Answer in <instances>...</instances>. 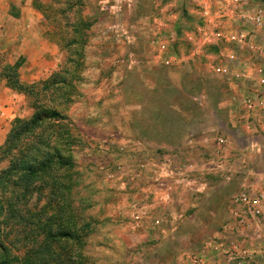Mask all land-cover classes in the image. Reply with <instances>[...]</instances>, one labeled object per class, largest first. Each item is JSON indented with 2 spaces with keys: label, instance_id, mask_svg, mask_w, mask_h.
<instances>
[{
  "label": "rangeland",
  "instance_id": "rangeland-1",
  "mask_svg": "<svg viewBox=\"0 0 264 264\" xmlns=\"http://www.w3.org/2000/svg\"><path fill=\"white\" fill-rule=\"evenodd\" d=\"M165 1L164 11L152 21L160 29L150 36L166 40L170 53L183 56L185 59L177 68L189 74L182 82L187 92L171 84L168 89L169 82H162L161 87L169 93L163 99L156 94V80L150 78L152 84L145 86V82L139 80L141 74L137 69L126 77L128 96L107 98L97 91L110 85L104 82L111 78V69L109 64H102L106 62L103 57L112 54V57L120 58L125 54L124 49H115V43L121 41H114L118 36L112 37L114 29L121 31L118 24L121 27L131 24L133 28L144 25L147 18L137 17L135 11L143 10L144 5L152 3L151 0L143 3L137 0L33 1L44 12L42 25L46 34L50 33L47 37L58 42L59 61L43 79L23 82L33 87V95L25 94L24 110L27 115L19 118H28L32 112L40 109L53 110L58 114L51 120L45 119L35 129L37 153L34 151V157H40L49 147L53 158L58 160L60 156L70 162V165L61 166L59 160L56 161L50 174L56 178L54 187L64 189L67 200L77 212L79 210L77 226L84 221L89 222L76 250L83 260L86 258L87 264H199V259H205L207 263L217 258L220 259L219 263L224 264L223 256L214 255L208 247V242L218 237L223 238V243L224 238H228L241 247L259 245L264 248V221L257 223L244 207L233 206L230 202L231 196L240 192L245 184L264 185V151L245 150L246 153L241 155L240 150L235 149L237 145L230 143L233 142L230 133L238 134L234 127L238 126L236 118L242 114L241 98L252 101L264 98V79L258 78L254 69L261 62L264 66V57L250 53L246 47L214 39L213 30L241 28L244 24L238 15V6L230 0ZM204 4L207 13H199L200 6ZM257 4L264 5V0H250V4L241 10L250 12ZM0 24L1 29L7 22L1 18ZM186 33L191 34V40L187 39ZM136 36L131 37L132 50L137 63L142 65L147 60V26L139 28ZM228 52L234 58H228ZM6 62L9 63L8 53L0 49V82L3 81L2 72ZM164 64L156 62L150 71L155 67L167 66ZM121 66L128 69L123 63ZM248 66L253 71L250 78L233 79L230 72L237 69L242 71ZM136 67L139 68V65ZM170 72L166 69L161 78L168 80L170 76L171 81H176L178 74L175 70ZM112 73L110 76L113 79L115 75ZM35 96L36 100H33ZM166 102H174L187 111L193 109L192 118H189L192 114L186 115L187 124L191 122V125L185 133H193L197 140L208 139L205 144L193 148L191 153L201 164L205 178L200 190H196L199 182L181 180L171 185L172 199L155 217L151 212L152 207L147 210L143 201L138 207L127 202L134 196L130 186L142 187L147 184V173L152 165H145L147 162L142 160L144 154L155 156L157 160L172 150L169 144L150 142L143 145L138 142L149 131L147 115L155 116L154 109L147 110V107ZM124 108L131 112V121L136 123L134 130L120 129L115 125L119 121V109ZM260 113L257 110L251 115L257 118ZM81 120L86 126L82 125ZM168 120L163 124L176 126ZM225 122H228V126ZM12 124L13 120L9 123L8 132ZM162 131L168 133L166 128ZM176 131V128L171 129L168 136L175 140L173 134ZM121 136L131 139L128 145L121 141ZM219 137L224 138V143H218ZM237 142L242 147L246 140L238 137ZM155 163L162 166L159 161ZM6 164V158L0 157V169ZM145 167L147 169L143 171ZM138 169L144 172L143 175L137 174ZM258 170L262 171V177L257 175ZM180 204L183 210L176 211ZM233 210L244 218L243 223L238 224ZM180 213L183 218L179 216ZM136 215H139L142 224L140 222L141 225L133 228ZM147 222L154 237H147V232L142 233ZM20 227L18 235L22 236L26 233V227ZM10 237L6 242H10ZM39 238L35 235L33 240L39 241ZM28 239L26 236L18 239L15 246L10 244V255L24 258L25 250L32 244Z\"/></svg>",
  "mask_w": 264,
  "mask_h": 264
},
{
  "label": "crops",
  "instance_id": "crops-1",
  "mask_svg": "<svg viewBox=\"0 0 264 264\" xmlns=\"http://www.w3.org/2000/svg\"><path fill=\"white\" fill-rule=\"evenodd\" d=\"M33 1L36 0H0V19L3 18V21L7 22V25H3V27L0 29V49L1 51H7L9 63L16 65L18 78L21 82H24L25 80L27 82H33L36 80L38 81L39 79H43L48 74V72L56 67L59 61L58 42L56 41V39L54 40L47 37V34L42 25L44 12L40 7H37L35 2ZM68 1H71L73 3V0ZM137 1H142V3L147 2V0ZM151 2L152 3L147 4V6L144 5L143 10L140 9L139 11H135V15L137 17L144 19L147 18V22H145L144 25H142L141 27L137 26L139 28L147 26V39L145 38L147 40V56L145 59L147 60L142 62V65H140L138 64L139 62L137 63V60L133 54L131 37H137L136 34L138 33L139 28H133V25L131 24L129 26H125L123 24V27H121L122 25L118 24V27L121 31L114 29L115 34L112 37H115L116 35L118 36H116V39H112H115V42L121 41V43L114 42L116 44L115 49H124L125 54H123V56L120 58H114L112 57V54H106V56L103 57L104 59H106V62H102V64H109V70L111 69L109 72L111 73L113 71L115 75L112 79V76H110L111 74L109 73V77L111 78L104 81L107 84H110L109 87H105L107 90H104L105 88L97 89V91L101 92L104 97L111 98L116 96H128L129 93H127L128 89H126L127 84L125 82L126 77L128 73L136 71V69L137 71H140L141 77L139 78V80L144 81L145 86H149V84H152L150 78H154L156 80L154 86L158 90V92H155L157 96H159V99L167 97V89L161 87V84L164 81L169 82V84L167 85L168 89H170L171 84L175 88H184L183 92H187V89L182 85L184 84L182 82H185V76H187V74L189 73H184L177 68L179 67V64L181 65V62L185 58L174 52L170 53L166 40H160L158 37L150 36L151 33L155 34L160 29V27L156 26L154 23H152V21L153 19H156L158 15H161V12L164 11L163 4H165V2L167 1L151 0ZM73 5L74 7H76L75 3ZM206 8L207 7L205 4L203 6H200L199 13L207 10ZM110 15L114 16V14H112L111 12ZM177 15L178 12L176 11L175 16ZM162 44L164 45L162 46ZM165 58L169 60V63L164 64L167 66H160V68L155 67L150 71L151 66H156V62L159 65L161 64V62L163 64V59ZM121 63L126 65L128 69L123 68L121 66ZM137 65H139V68L136 67ZM166 69H169L171 71L170 73H173V70H175V73L180 75L181 77L177 75L176 81H171L172 78H170V76L168 80H164L163 78H161V74L166 72ZM118 75L120 76V80L117 78ZM177 85H181V87H178ZM153 89L154 88H152V90ZM194 98L196 99L198 97ZM25 104V93L9 85L6 82V78L3 77V81L0 82V144L5 141L9 123L15 117H23L27 115L26 110H24ZM151 108L154 109L155 112L153 114L155 116L153 117L152 115H147V118L149 120V123L147 124V130L149 131L147 132V135L145 133V136L140 138L142 141L140 140L138 142L139 144H147L150 142L161 145L169 144L171 146L168 147L170 149L172 148V150L170 152H166L163 158H158L157 160H155V156L144 154L142 160L144 162H147V164L145 163V165L153 166H150L151 171L147 173V184H143L142 187H134V185H132V187L130 186V192L134 191V193L132 194L134 196L132 197L131 201L127 202L126 197H123V200L126 201L129 205L131 204L135 207L140 206V203L143 201L144 205L147 206V210L151 209L152 207L151 212L155 217H157L160 211L163 210L162 208L165 206V204L169 203V201L172 199V193L170 190L171 185L173 186L174 184H177V182L185 180L188 181V183L199 182L200 185H198L199 187L196 190H200V186H203L205 177L203 176V172H201V164H199L196 158L192 157L191 153L194 150L193 148L200 146L199 144H205L208 139L204 138L201 140H197V137H195L193 133H185V130H187L191 125V122L190 124H187L186 115L190 113L192 115L189 116V118H192L194 112L193 109L187 111L181 106H177V104H175L174 102H166L163 105L158 104L157 106L155 105L152 107H147V110ZM196 108L198 109V105L196 106ZM197 109L195 110L197 111ZM137 110L139 111L140 107ZM241 110L242 114L236 118L238 126H233L234 130H236L238 134L230 133V138L233 140V142L230 141V143L237 145L235 149H237V151L240 150L241 155L246 153V151L249 152V150L254 149L257 152L264 151V132H262L263 134H261V130H264V116L262 115L264 113V108L247 110L242 105ZM257 110L261 111L260 115L257 118H253L251 113L254 111L256 112ZM130 113L131 112L126 110L125 108L119 109V121L117 120L115 125L120 129L134 130V128H136V123L131 121ZM165 115H167V117H165ZM168 118L172 123L176 125L175 127L163 124L164 122L169 121ZM81 121L82 125H85L84 121ZM225 123L228 126V122ZM164 128H166V132L168 131V133H163L162 130ZM173 128L177 129V131L173 134L176 136L175 140L171 136H168L170 135V130ZM229 129L231 130V128ZM238 137H243L246 140L242 147L238 145ZM259 137L260 139H258ZM220 139H222V141H220ZM121 141L128 145L131 139L126 136H121ZM218 143H224V138L219 137ZM157 148H159V146H157ZM155 161L161 162L162 166L157 165ZM156 165L157 167L161 168V170H159ZM146 169L147 167H145L143 171H145ZM143 171L138 169L137 174L143 175ZM132 172H135V170H133ZM256 173L261 177L263 175L262 171L259 170L256 171ZM132 188H134V190ZM145 199H147V202H145ZM176 201L179 200L177 199ZM179 209L180 211H182L183 205L181 206L180 204L176 211H178ZM117 213L121 215V212L118 211ZM179 216L183 218V215L181 213ZM148 222L145 224L142 233L147 232V237H154L155 235H152L153 230L150 228V226H148ZM156 235L159 236L158 233H156Z\"/></svg>",
  "mask_w": 264,
  "mask_h": 264
},
{
  "label": "trees",
  "instance_id": "trees-1",
  "mask_svg": "<svg viewBox=\"0 0 264 264\" xmlns=\"http://www.w3.org/2000/svg\"><path fill=\"white\" fill-rule=\"evenodd\" d=\"M2 74L9 85L27 96L33 95V87L19 80L15 64L6 62ZM55 117H58L55 111L46 109L34 111L28 118L15 117L5 141L0 144V157L7 162L0 169V264L12 261L16 264H62V261L87 264L86 258L83 260L76 250L89 222L77 226L79 210L77 212L67 200L64 189L54 187L56 178L50 174L56 161L59 160L61 166L70 165V162L60 156L58 160L53 158L49 147L40 157H34L35 129L45 119ZM22 225L26 233L19 236ZM9 235L10 242H6ZM35 235L41 236L39 241L33 240ZM26 236L32 244L25 250V257L11 256L9 245L15 246L18 239Z\"/></svg>",
  "mask_w": 264,
  "mask_h": 264
},
{
  "label": "built area",
  "instance_id": "built-area-1",
  "mask_svg": "<svg viewBox=\"0 0 264 264\" xmlns=\"http://www.w3.org/2000/svg\"><path fill=\"white\" fill-rule=\"evenodd\" d=\"M239 8V16L241 23H244L241 28L229 29V30H213L212 34L214 39L223 41L225 43L235 44L246 47V49L252 53L257 54L261 58L264 57V5L257 4L252 11L246 12L241 10L245 6L250 4V0H230ZM207 9V8H206ZM207 13V10L204 11ZM245 23H248V25ZM187 39L191 40L192 36L186 33ZM164 44H162L163 46ZM164 48V47H161ZM228 58H234L231 52H228ZM165 64L169 63L167 58L163 59ZM255 73L258 78L264 79V66L261 63L256 65ZM226 73L228 70L223 69ZM234 70L230 72L233 79L250 78L252 69L248 66L246 69ZM241 103L247 110H256L264 108V98L258 101H252L246 97L241 98ZM222 141V139H220ZM230 202L233 206H242L244 210L251 215V217L257 222L264 221V186H253L245 184L242 190L231 196ZM234 218L238 224L244 222V218L239 216V213L235 210ZM133 228L138 227L141 222L139 215L134 216ZM264 223V222H263ZM218 237L217 240H211L208 242L209 249L213 250L214 255H222L224 258V264H264V248L261 246L247 248L238 246L233 239ZM223 245L225 248H223ZM220 259H214L213 261L205 263V259H199V264H221Z\"/></svg>",
  "mask_w": 264,
  "mask_h": 264
}]
</instances>
